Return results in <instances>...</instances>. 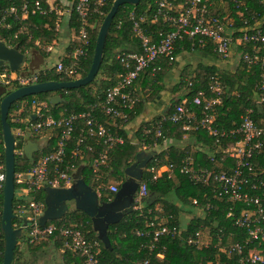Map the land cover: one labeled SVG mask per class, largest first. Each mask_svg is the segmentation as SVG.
<instances>
[{"label":"trees","instance_id":"1","mask_svg":"<svg viewBox=\"0 0 264 264\" xmlns=\"http://www.w3.org/2000/svg\"><path fill=\"white\" fill-rule=\"evenodd\" d=\"M113 1L107 0L106 4L101 8L102 15L91 13L88 16L89 24L86 27L89 41L88 52L79 63L80 77L85 76L88 72L99 27ZM178 1L175 0L174 2L177 3ZM12 4L18 7L20 0H0V41L9 47L17 48L21 53L34 49L43 55L45 46L60 37V30L55 29V24L56 20L61 17L54 13L29 15L22 22L6 17L5 24L7 25H5L1 21L2 16L4 13L6 15V9ZM248 4L252 11L262 12L264 10V5L258 0H249ZM155 9V0H140L136 5L124 4L119 6L106 35L102 63L95 81L79 88L64 89L53 93H41L15 101L11 105L7 116L11 129L14 130L17 126L24 127V123L17 125L12 121L11 117L15 106L23 100L29 102L31 98L35 97L38 101L46 102L49 109L47 113L54 118L86 112L99 100H103L107 89L113 87L119 79V74L125 71L117 56L125 53L139 54L141 52L140 41L132 31V21L129 18V13L133 12L134 17L137 19L140 17L144 18L141 24L145 31L153 36L155 41L159 39L158 32L170 29L168 24L165 23H151V16ZM68 26L76 35L79 22L75 15L72 14ZM71 41L72 46L60 58L64 63L69 62L68 53H71L75 47L81 46L79 40L72 39ZM182 50L199 52L203 55V59H210V56L214 59L217 58L212 51L210 42L206 46L201 47L196 39L184 38L175 43L174 55L177 56ZM172 63H169L167 58L160 57L150 67L139 73L133 86L140 82L141 89L133 91V86L129 89V93L136 98V101L130 108L122 109L125 113V119L112 118L98 107L93 109V117L124 139V143L113 149L109 155V160L99 168L96 179L92 170V161L101 149V143L95 137L84 135L81 132V129L86 127L84 120L79 119L75 123L74 130L66 144L63 163L59 167L64 168L66 165L71 167L73 177L74 171L80 170L83 180L99 192L101 201H109L113 197L114 193L107 188L109 179L115 180L117 182L116 187L119 188L120 183L124 179V169L134 161L135 155L142 148L141 142L145 146L160 145L166 138H180L183 135L181 124L172 123L167 117L173 111L175 105L181 103L184 98L191 99L199 90L215 95V93L211 92L210 86L214 83L219 86L221 90L219 94L220 103L214 106L215 124L217 126L227 129L238 126L241 122V116L245 114L247 109L252 111L250 117L257 125H260L264 116V101H258L260 93L259 68L256 66L247 67L242 62H238V67L234 71H226L214 64L200 61L195 66L186 65L182 69L176 86L178 94L172 99L170 107L161 115L154 117L150 122L144 123L134 133L137 140L132 143L133 138L126 136L122 125L142 110L143 99H148V96L146 97L147 87H151V99L161 91L163 77ZM29 65L30 63L28 62V65L22 71H19V74L26 75L24 71L29 69ZM54 65L46 71L36 72L39 82L68 80L62 74L55 73ZM152 66L157 67V69L153 71ZM3 70L4 67L0 66V73ZM5 80H0V101L7 93L20 85L17 79H8V82H5ZM54 94H59L63 100L53 105L49 103V98ZM198 113L199 111L197 110ZM162 117H165V119L161 121V136L156 137L155 126ZM147 129H150L149 133H147ZM47 131L50 132L47 144L39 151L33 153L32 159L23 156V143L18 142V137L14 136L17 142L15 149L19 147V152L15 153V174L27 172L41 155L57 147L61 128L44 129L41 134ZM41 134L30 136L28 139L36 141ZM189 135L194 140L192 145H187L182 149L169 147L157 152V154L155 153V156L149 160L143 169L140 181L146 182L148 196L154 192L158 196L151 204H147L148 196H146L142 199L143 205L141 209H133L118 223L108 226L109 248L104 247L101 240L98 239L97 233L92 228L89 216L80 210H70L62 218L48 221L47 223L56 226H76L88 240L98 243L100 247L99 258L102 264H141L144 260L148 261L147 264H238L240 257L246 255L248 250L258 249L264 254V242L260 243L259 241L245 245L240 255L235 251L228 250L225 246L228 235L232 236L234 242L240 244H243L248 238L245 230L238 227L234 223L233 218L226 217V211L230 203L224 199L220 200V198L214 197L210 189L213 186L212 183H194L188 178L187 174L179 171L181 159L186 156H192L194 157L195 167L202 166L217 172H230L232 159L226 158L221 153H215V150L232 145L234 140L228 138L223 140L220 145H215L214 140L202 129L191 130ZM82 137H84V142L77 145V140ZM261 140L263 141L262 152L255 156L252 162L254 171L264 176V135ZM197 144L206 145L205 150L199 151ZM88 145L91 146V150L86 148ZM77 147L81 151L78 155H74L73 152ZM0 149L2 150L0 159L4 162L1 125ZM211 155L214 156L213 161L210 160ZM169 163L174 166L172 176L168 177L167 173H163L155 181H152V173L149 168ZM14 185L13 209H15V205L18 202L27 205L29 198L27 193L20 196L17 194L23 185L20 186L16 182ZM33 197L44 201L43 189L36 192ZM193 200L198 202L197 206L193 204ZM206 202L212 204L209 209H205ZM157 204H160V211L156 208ZM0 205H2V192L0 194ZM240 209H242L241 204L234 208L235 213L233 216H238ZM182 213L190 214V218L185 225H183L181 220ZM161 218H166V224L170 228H175L173 235H163L158 241L152 242V237L149 235L139 237L135 234L136 230L148 228L146 227L147 223L151 221L157 223L158 219ZM12 224L19 227L21 222L18 217H15L12 220ZM207 227L210 232V242L207 246L198 247L196 243H189V238L196 239L195 234ZM0 231L3 233L1 224ZM221 237L222 239H220ZM218 240L220 241L218 242ZM24 242H26V237L21 236L14 251L12 264H55L54 262L58 260L62 264H85L83 257L64 247V238L58 231L27 246L24 245ZM152 244L153 247H151ZM3 254L4 241L0 243V262L3 259ZM158 255L162 257L159 258Z\"/></svg>","mask_w":264,"mask_h":264},{"label":"built area","instance_id":"2","mask_svg":"<svg viewBox=\"0 0 264 264\" xmlns=\"http://www.w3.org/2000/svg\"><path fill=\"white\" fill-rule=\"evenodd\" d=\"M155 0L156 9L151 16V23L168 24L169 30L158 32V40L145 31L142 26L143 17L135 18L133 12L129 13L132 21V31L139 39L141 52L125 53L117 56V59L125 68L124 73L119 74L116 84L107 89L103 100H99L91 106L88 111L80 114H70L52 117L46 102L38 101L35 97L29 102L23 100L19 102L11 113L12 121L19 125L24 123V127L17 126L12 132L24 143L30 136L41 134L42 130L60 127L61 132L57 147L48 153L41 155L39 159L30 167L27 172L16 173L14 183L23 185L18 190V196L27 193L29 195L27 205L16 203L13 209L16 217L19 218L22 227L26 231V242L24 245L35 243L45 237L50 236L55 231L64 238V247L77 253L84 258L85 264H102L99 258L100 247L96 241L88 240L76 226L46 223L40 226L38 223L40 215L45 209V203L38 200L33 195L44 187H67L73 181L71 167L66 165L60 168L63 163L66 151V144L69 140L75 123L82 119L85 128L81 129L84 135L95 137L101 143V149L92 161V170L95 179L98 177L99 168L110 158V153L117 146L124 143V139L119 134L112 132L109 128L101 124L92 115L95 107H98L106 115L112 118L125 119L123 108H130L136 98L129 93L134 81L139 73L150 67L160 57L168 59L169 63L175 61V43L184 38L195 40L204 47L210 42L212 51L221 59H228L239 54V62L247 67L256 66L260 71L259 102L264 101V10L255 12L248 4L249 0ZM264 5V0H258ZM107 0H20V5H10L2 16V23L5 24L6 17L22 22L29 15H47L54 13L61 17L56 20V30H60L62 24L69 25L72 14L79 22V28L75 39L81 42V46L75 47L68 53L69 62L64 63L58 60L54 65L55 73L62 74L68 80L80 77V60L87 55L89 41L87 39L86 27L89 24L88 16L91 13L102 15L101 8ZM7 25V24H5ZM157 67L152 66L154 71ZM7 71V72H5ZM10 70L5 65L0 73V80H18L19 84L30 85L37 83V73L21 75L18 72L8 73ZM19 85V86H20ZM210 90L215 95H210L203 90L196 92L191 99L184 98L181 103L175 105L173 111L167 119L172 123L181 124V130L190 132L191 130L202 129L214 140L215 145H220L225 139L232 138L233 144L215 150L226 158L232 159L230 172L214 171L202 166L195 167L191 157L186 156L181 159L179 171L187 174L188 178L196 183L210 184L214 197L226 200L230 203L226 211V217L233 218L234 223L244 229L248 238L243 244L231 241L225 244L230 251L241 254L245 245L259 241L264 242V176L254 171L252 160L260 154L263 149L261 137L264 135V116L260 125L250 117L252 112L247 109L241 116V122L234 128L219 127L215 124L214 106L220 103L219 94L221 90L217 83L210 86ZM22 99V98H21ZM120 107V108H119ZM197 110L199 113L197 114ZM25 113V114H23ZM162 117L155 126V136H161ZM147 133L150 129L146 130ZM84 142V137L77 140V145ZM15 140V146H16ZM91 150V146H87ZM77 147L74 155L80 153ZM19 152L15 149V153ZM2 150L0 149V157ZM214 156H210L213 161ZM162 166H166L164 171H160ZM159 167H151L152 181H155L163 173L172 176L174 166L172 163ZM5 178L4 162L0 159V194ZM108 190L115 193L116 185H109ZM99 194V192H98ZM15 195V193H14ZM32 195V196H31ZM148 195L146 182L139 181L137 191L134 196L133 209H141L142 199ZM194 205H198L193 200ZM241 204L238 216L234 215V208ZM212 206L210 202L205 203V209ZM2 214V205H0ZM157 218V217H156ZM155 218V219H156ZM27 224L23 226V220ZM166 218L158 219V222L151 221L146 224L145 229L136 230L139 237L151 236L152 242L158 241L163 235H173L175 228H170ZM1 224V221H0ZM17 228L15 225H13ZM198 233L195 234L197 239ZM231 236V235H230ZM232 238V236H231ZM196 239L189 238V243H196ZM4 241L3 233L0 231V243ZM153 247V244L151 245ZM161 258V255H158ZM144 260L141 264H147ZM264 264V254L261 250H248L246 255L240 257L238 264Z\"/></svg>","mask_w":264,"mask_h":264},{"label":"water","instance_id":"3","mask_svg":"<svg viewBox=\"0 0 264 264\" xmlns=\"http://www.w3.org/2000/svg\"><path fill=\"white\" fill-rule=\"evenodd\" d=\"M140 0H114L109 11L105 15L96 36L92 60L85 76L72 80H47L30 85H20L7 93L0 101V125L4 150L5 178L2 186V214L1 229L4 238V254L0 264H12L14 251L21 236L26 237V231L22 227L15 228L12 220L16 217L13 211V198L15 193V137L7 121L11 105L24 97L41 93L57 92L64 89H75L95 81L102 63L104 44L108 29L117 13L119 6L124 4L136 5ZM25 54L15 47H9L0 41V66L7 65L12 72H18L25 61ZM61 100L59 94L49 98V103L57 104ZM37 142L26 139L22 145V153L28 159L33 158L37 152ZM155 155L154 151H139L134 161L124 169V179L119 188L109 201H101L100 195L81 177L79 170L74 174L72 183L67 187L43 188L45 209L40 215L38 223L44 226L48 221L62 218L69 211V203L73 202L74 209L84 212L89 216L92 228L104 247L109 248L110 242L107 236L109 225L118 223L125 215L133 210L134 196L139 181L142 178L143 169L149 160ZM158 196L156 192L147 197V204H151ZM27 220H23V226Z\"/></svg>","mask_w":264,"mask_h":264},{"label":"crops","instance_id":"4","mask_svg":"<svg viewBox=\"0 0 264 264\" xmlns=\"http://www.w3.org/2000/svg\"><path fill=\"white\" fill-rule=\"evenodd\" d=\"M68 27L69 26H67V24L61 25L60 27L61 36L60 38L57 39L59 43L57 42V40H54L50 44L46 45L44 48L43 55L42 53L34 49L26 51L24 53L26 58H25L24 64L21 66L22 68L20 71H22L23 67L25 68V66L28 65V62L30 63V65L28 67L29 69L28 70L26 69V71H24L25 74H30V73L39 72V71H46L50 69L59 60V58H61L64 55V53L68 51L67 49H65V45L63 44L66 40H68L69 36H71V38L73 39L72 32L68 30L69 29ZM68 33L69 35L66 36V34ZM64 35L66 37H64ZM210 57H211L210 58L211 61L215 60L213 61L214 65H216L217 67L221 65L220 64L221 61L219 59L217 58L214 59L212 56ZM197 58L203 59V55L199 52H188L186 50H182V52H180V54L176 56V59L171 64V67L167 69L166 74L164 75L163 81L161 83L162 84L161 91H159L158 94L154 96V98L151 99V87L150 86L147 87L146 97L148 96V99L147 100L143 99L144 104H143L142 110L135 117L131 118L129 121L125 122L122 125V129L125 131L126 136L131 139L133 138L132 143L137 140L134 133L144 123L150 122L154 117L161 115L164 111H166L170 107L172 103V99L178 94V91H176V86H177L182 69L186 65L195 66L197 63L194 62L193 59H197ZM185 60H187L188 62H185ZM132 89L133 91H136L137 89L140 90L141 89L140 82L135 84ZM46 133L47 134L45 135L43 132L41 136H39V139L36 140L37 146H38L37 151H39L43 147L42 142H44V146L47 144V141L49 140L50 132L47 131ZM193 143H194V140L189 135V132H184L180 138H166L160 145L154 144L153 146H145L143 142H141L140 145L142 148H140V150L146 151V152L154 151L157 154V152H161L165 149H168L169 147H175V148L182 149L187 145H192ZM205 147L206 145L197 144V148L199 151H204ZM189 157H191V159L193 160V163L195 164L194 157L192 156H189ZM77 172L74 171V174H76ZM112 184L116 185L117 182L111 179L109 181L108 186ZM156 208L157 210L160 211L161 209L160 204H157ZM73 209H74V204L73 202H70L69 211ZM183 213L181 214L182 221L185 215ZM186 215L190 216V214H187V213ZM189 218L190 217H188V219ZM54 263L62 264L60 260L55 261Z\"/></svg>","mask_w":264,"mask_h":264},{"label":"rangeland","instance_id":"5","mask_svg":"<svg viewBox=\"0 0 264 264\" xmlns=\"http://www.w3.org/2000/svg\"><path fill=\"white\" fill-rule=\"evenodd\" d=\"M69 28V27H68ZM68 30H70L71 32H72V37H73V39H75V37H76V35H75V33H74V31L71 29V28H69ZM70 31H69V33H70ZM69 33L68 34H66V36H68L69 35ZM60 36H61V34H60ZM65 35H64V37H66ZM60 38V37H59ZM72 38H71V36H69L68 37V40H66L63 44L65 45V49H68L69 47H71L72 46ZM57 42L59 43V41L57 40ZM217 57V56H216ZM239 54L238 53H236L235 55H233L232 57H230V58H228V59H221L220 57H217V59H219L220 61H221V65L219 66L221 69H224V70H226V71H234V69L235 68H237L238 67V62H239ZM59 60H60V58H59ZM200 60L203 62V63H208V64H214V62L213 61H215V60H213V61H211V59L209 60V59H202V58H197V59H193V61L194 62H196V63H198V62H200ZM185 62H188L187 60H185ZM195 63V64H196ZM1 66H3V67H5V65H1ZM26 67V66H25ZM22 68V67H21ZM24 68V67H23ZM52 68V67H51ZM5 72H7V71H5ZM8 73H12V71H9ZM5 79V78H4ZM13 131V130H12ZM14 132V131H13ZM45 135L47 134V133H44ZM42 144H43V146H44V142H42ZM18 149H19V147H17ZM166 168V166H162L161 168H160V171H164V169ZM111 179H109V181H110ZM107 184H109V182L107 183ZM188 217H190V216H188V215H184V218H183V225H185L186 223H187V221L189 220L188 219ZM185 219H187V220H185ZM220 239H222V237L220 238ZM220 240H218V242H219ZM231 241H233V238H231V236L230 235H228L227 236V238H226V243H228L229 245L231 244ZM209 242H210V232H209V229H208V227L207 228H204L201 232H198V236H197V239H196V244H197V246L198 247H205V246H207L208 244H209ZM217 242V243H218Z\"/></svg>","mask_w":264,"mask_h":264},{"label":"clouds","instance_id":"6","mask_svg":"<svg viewBox=\"0 0 264 264\" xmlns=\"http://www.w3.org/2000/svg\"><path fill=\"white\" fill-rule=\"evenodd\" d=\"M20 70H21V69H20ZM20 70H19V71H20Z\"/></svg>","mask_w":264,"mask_h":264}]
</instances>
